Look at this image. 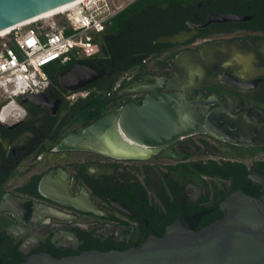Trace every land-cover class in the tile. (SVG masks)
Returning a JSON list of instances; mask_svg holds the SVG:
<instances>
[{"label": "flooded vegetation", "instance_id": "1", "mask_svg": "<svg viewBox=\"0 0 264 264\" xmlns=\"http://www.w3.org/2000/svg\"><path fill=\"white\" fill-rule=\"evenodd\" d=\"M136 25L140 56L150 54L97 108L77 111L66 100L58 77L71 65L58 64L47 101L25 103L16 122L0 125V264L39 252L124 250L150 231L161 236L183 215H197L199 229L223 216L221 203L249 176L247 193H261L264 0H148ZM157 85L178 94L193 131L141 158L55 149L68 133L141 102ZM119 89L123 95L111 99Z\"/></svg>", "mask_w": 264, "mask_h": 264}, {"label": "water", "instance_id": "2", "mask_svg": "<svg viewBox=\"0 0 264 264\" xmlns=\"http://www.w3.org/2000/svg\"><path fill=\"white\" fill-rule=\"evenodd\" d=\"M71 1L74 0H0V31ZM220 19L237 18L223 15ZM105 73L78 60L59 73L58 81L68 92L90 86ZM46 90L21 95L18 101L22 105H40L47 101ZM123 91L119 89L111 99L122 96ZM58 103L59 100L55 107ZM182 111L178 94L157 85L141 102L130 100L86 127L68 133L55 149L141 158L149 148L166 145L193 131L194 126ZM252 179L255 180L249 176L245 185L223 200L220 219L199 229H194L197 215H183L167 225L161 236L150 231L142 243L124 250L91 249L62 257L39 252L19 264H264V175L258 195L246 191ZM81 208L96 211L94 206Z\"/></svg>", "mask_w": 264, "mask_h": 264}, {"label": "built area", "instance_id": "3", "mask_svg": "<svg viewBox=\"0 0 264 264\" xmlns=\"http://www.w3.org/2000/svg\"><path fill=\"white\" fill-rule=\"evenodd\" d=\"M134 0H81L65 10L16 25L0 35V123L18 120L21 95L44 91L50 67L96 54L106 24ZM126 73L116 82V88ZM91 88L66 92L70 103Z\"/></svg>", "mask_w": 264, "mask_h": 264}, {"label": "trees", "instance_id": "4", "mask_svg": "<svg viewBox=\"0 0 264 264\" xmlns=\"http://www.w3.org/2000/svg\"><path fill=\"white\" fill-rule=\"evenodd\" d=\"M147 2L148 0H134L130 2L111 19L110 23L106 24L100 34V45L96 54L90 57L72 59L65 64L72 65L74 62L81 60L93 65L97 70H104L105 72H109L110 69L113 70V74L109 79L94 83L95 87L92 85L93 89L87 98L79 99L72 104L77 111L97 108L106 100L107 92L115 89V84L121 76L126 71L136 69L137 65L143 64L144 58L150 54V51L146 50L140 56L139 52L142 49V45L136 32L138 10ZM144 44L143 47L145 46L146 48L150 43ZM56 65L58 64L50 67V70H52L51 75ZM123 80L120 81V85L123 83Z\"/></svg>", "mask_w": 264, "mask_h": 264}, {"label": "bare ground", "instance_id": "5", "mask_svg": "<svg viewBox=\"0 0 264 264\" xmlns=\"http://www.w3.org/2000/svg\"><path fill=\"white\" fill-rule=\"evenodd\" d=\"M79 1H81V0H74V1H71V2H68V3H65V4H62V5H60V6L56 7V8H53V9L48 10V11H45L44 13H41V14H39L37 16H34L32 18H29V19H26V20H24L22 22H19L17 24H14V25H12L10 27H7V28H5V29H3V30L0 31V35L8 32L10 29H12L13 27H15L16 25L25 24V23H28V22H30L32 20L37 19V18L44 17V16H48V15H51V14H53L55 12H59V11L65 10L66 8L73 6L74 4H76Z\"/></svg>", "mask_w": 264, "mask_h": 264}, {"label": "rangeland", "instance_id": "6", "mask_svg": "<svg viewBox=\"0 0 264 264\" xmlns=\"http://www.w3.org/2000/svg\"><path fill=\"white\" fill-rule=\"evenodd\" d=\"M52 70L49 71V73H51Z\"/></svg>", "mask_w": 264, "mask_h": 264}]
</instances>
